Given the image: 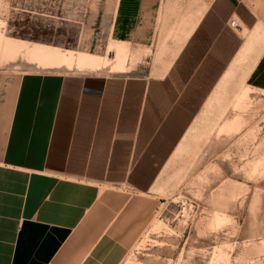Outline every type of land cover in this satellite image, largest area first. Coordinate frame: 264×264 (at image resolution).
I'll list each match as a JSON object with an SVG mask.
<instances>
[{
    "label": "crops",
    "instance_id": "0c3cea01",
    "mask_svg": "<svg viewBox=\"0 0 264 264\" xmlns=\"http://www.w3.org/2000/svg\"><path fill=\"white\" fill-rule=\"evenodd\" d=\"M17 2L0 4V264H120L187 138L210 116L239 128L226 109L264 93V0ZM13 15L71 47L9 35Z\"/></svg>",
    "mask_w": 264,
    "mask_h": 264
},
{
    "label": "rangeland",
    "instance_id": "374dc122",
    "mask_svg": "<svg viewBox=\"0 0 264 264\" xmlns=\"http://www.w3.org/2000/svg\"><path fill=\"white\" fill-rule=\"evenodd\" d=\"M6 1L9 15L21 12L18 0ZM14 15L9 35L71 47L62 28L53 35L41 21L26 35ZM226 112L239 128L216 134L210 116L187 138L167 170V193L120 264H264V93L249 89L241 109Z\"/></svg>",
    "mask_w": 264,
    "mask_h": 264
},
{
    "label": "bare ground",
    "instance_id": "6f19581e",
    "mask_svg": "<svg viewBox=\"0 0 264 264\" xmlns=\"http://www.w3.org/2000/svg\"><path fill=\"white\" fill-rule=\"evenodd\" d=\"M239 91H240V90H239ZM239 97H240V95H239ZM239 97H238V98H239ZM245 97H246V96H245V93H244V98H245ZM236 99H237V98H236ZM234 100H235V99H234ZM239 101H240V100H239ZM237 104H238V103H237ZM230 106H231V105H230ZM232 106H233V105H232ZM240 106H241V104H240ZM240 106H239V107H240ZM237 108H238V107H237ZM235 119H236V117H235ZM226 123H227V122H226ZM229 123H230V122H229ZM230 124H231V123H230ZM220 127H221V126H220ZM226 127H227V126H226ZM227 131H228V130H226V132H227Z\"/></svg>",
    "mask_w": 264,
    "mask_h": 264
}]
</instances>
